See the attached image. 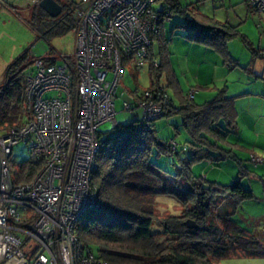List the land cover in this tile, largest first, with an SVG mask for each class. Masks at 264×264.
Returning a JSON list of instances; mask_svg holds the SVG:
<instances>
[{
  "label": "trees",
  "instance_id": "1",
  "mask_svg": "<svg viewBox=\"0 0 264 264\" xmlns=\"http://www.w3.org/2000/svg\"><path fill=\"white\" fill-rule=\"evenodd\" d=\"M55 1L61 6V13L55 18L35 3L29 10V25L46 41L65 35L76 27L77 2ZM166 1L172 17L192 14L191 18L175 24L188 30V39L211 47L222 54L227 64L234 65L225 46L234 35L232 31L219 23L202 20L194 6L184 7L179 1ZM247 6L253 11L248 3ZM165 23L160 22L157 31L151 35L145 63L150 77L146 89L155 86L167 92L166 86L159 82L161 70L166 65L158 61L160 54L155 52L156 48L162 47L160 38ZM35 59L27 50L5 69L0 83V130L25 122L27 107L23 73ZM170 74L167 75L168 83ZM174 92H179L177 86ZM172 114L181 117V126L189 136L188 144L179 149L186 153L185 156L177 151L178 144L173 139L166 141L159 137L154 123L156 119L147 123L131 120L101 134L95 156L97 169L92 176L97 202L76 222L77 239L92 248L107 264H218L231 257L264 258V243L241 229L230 217L240 203L253 198L252 191L243 188L238 180L228 185L204 184L191 172L194 163L235 157L217 144L227 143L226 130H233L236 126L234 97L218 93L213 100L203 104L182 97L177 106L169 96L161 117ZM171 142L175 143L173 148ZM154 155L175 158L171 162L174 172L159 171L151 161ZM238 164L240 175L251 174ZM38 169L39 166L31 164L28 159L18 164L9 161L14 185L30 182ZM161 196L178 203V214L156 215V198ZM220 197L231 202V211H218ZM189 220L197 228L190 226Z\"/></svg>",
  "mask_w": 264,
  "mask_h": 264
},
{
  "label": "built area",
  "instance_id": "2",
  "mask_svg": "<svg viewBox=\"0 0 264 264\" xmlns=\"http://www.w3.org/2000/svg\"><path fill=\"white\" fill-rule=\"evenodd\" d=\"M247 3L264 14V0ZM171 17L166 0H78L72 60L36 58L27 66L25 122L0 136V264L12 257L23 264H107L75 234L76 222L97 202L92 176L99 127L118 125L114 100L123 64L138 69L151 35ZM131 98L121 110H140L132 116L140 123L159 118L169 103L155 86ZM192 99L190 92L185 100ZM19 144L39 169L30 182L14 185L9 161Z\"/></svg>",
  "mask_w": 264,
  "mask_h": 264
},
{
  "label": "rangeland",
  "instance_id": "3",
  "mask_svg": "<svg viewBox=\"0 0 264 264\" xmlns=\"http://www.w3.org/2000/svg\"><path fill=\"white\" fill-rule=\"evenodd\" d=\"M36 1L16 0V4L14 0H6L4 3L0 1V83L3 81L7 66L27 50L28 55L33 58L56 60L57 64L61 63L62 56L70 60L73 58L74 30L46 41L29 25V10ZM66 2L73 4L78 0H66ZM179 3L184 7L194 6L202 20L219 23L234 33L225 45L227 55L234 65L227 64L222 54L211 47L188 39L186 28L175 26L186 18H191L192 14L188 13L186 17L175 14L163 26V34L160 38L162 47L155 49L156 54H160L158 61L161 63L163 61L166 65L161 70L159 82L166 86L168 97L170 96L177 106L182 97L185 99L190 92H193V102L203 104L213 100L218 93L233 97L241 88L251 87L249 89L251 93L239 95L235 102L238 104L239 114L236 117L238 121L236 124L239 130H226L228 132L227 143L217 142L232 156L235 155V159L197 162L191 165V172L204 184L213 182L228 185L238 180L243 188L251 190L253 198L240 203L230 217L241 229L257 236L264 243V99L254 95L257 94L255 89L261 87V84L264 91V76L260 74L264 69V14L248 10L245 0H179ZM17 4L21 14L10 10ZM198 68L201 74L199 82L194 78ZM168 73H171L170 83L167 79ZM149 84V71L145 62L138 69L127 61L124 62L123 77L114 100L117 112L115 120L118 124L131 122L134 113L141 114L140 110L132 113L121 110V107L125 101L133 102L131 98L133 90L141 93L149 87ZM176 86L179 92H174ZM192 86L196 89L190 88ZM252 94L254 97H251ZM246 116L252 117L254 130L245 123ZM154 123L160 138L166 141L173 139L178 144L177 151L182 145L188 144L189 136L181 126V117L178 114H172L169 117L160 116ZM5 130H0V136ZM99 130L104 135L112 130V124L104 123ZM240 135L244 141H237L243 146L242 150L230 146V144L237 143L236 138ZM182 154L186 155V153ZM28 156L27 147L19 144L13 149L10 161L18 164L22 160H27ZM173 160L175 158L171 159L164 155H154L151 158L159 171L169 173L174 172L171 165ZM238 163L243 165V171L251 174L240 175L241 170ZM219 205L218 211L232 210L231 202L224 197L219 198ZM155 207L157 216L179 212L178 203L166 196L157 197ZM154 230L157 231L156 228ZM218 264H264V258L231 257Z\"/></svg>",
  "mask_w": 264,
  "mask_h": 264
},
{
  "label": "crops",
  "instance_id": "4",
  "mask_svg": "<svg viewBox=\"0 0 264 264\" xmlns=\"http://www.w3.org/2000/svg\"><path fill=\"white\" fill-rule=\"evenodd\" d=\"M0 1H2V3H4V2H6V0H0ZM9 1V0H8ZM40 1V0H39ZM38 0L36 1V3L35 4H38V2H39ZM14 2H15V4L17 3L16 2V0H14ZM17 6V7H16ZM9 8V7H8ZM18 4L17 5H14V8H11L10 10H13V12H17V13H19V14H21V12L18 10ZM169 61H171L170 59H169ZM199 68H200V66H199ZM198 68V71H196V75H195V77L194 78H196V80L199 82V79H200V77H201V74H200V69ZM5 72V71H4ZM262 76H264V69H262L261 70V73H260ZM190 88H192V89H194L195 88V86H192V87H190ZM251 87H244V88H241V90L236 94H234V107H235V110L237 111V114H239L238 113V107H237V105L238 104H235V102L237 101V97L239 96V95H242V94H244V93H251V92H249ZM196 89V88H195ZM255 91H256V93L257 94H254L255 96H257V97H259V98H262V99H264V91H263V86H262V84H261V87H257L256 89H255ZM199 94V93H198ZM254 95L252 94V96L251 97H254ZM194 98H195V96H194ZM236 98V99H235ZM260 102V101H259ZM258 102V103H259ZM237 123H238V121H236ZM245 123H247V126L248 127H250V128H252L253 129V124H254V121H253V119H252V117L251 116H246V118H245ZM256 125V124H255ZM254 125V126H255ZM234 129H238V126H237V124H236V126H235V128ZM239 130V129H238ZM254 130V129H253ZM239 132V131H238ZM237 140H242V141H244V139L241 137V135H240V137L239 138H236V142L237 143H235V144H230V146H234L236 149H238V150H242L243 148V146L240 144V142L239 141H237ZM259 235H263V234H259Z\"/></svg>",
  "mask_w": 264,
  "mask_h": 264
},
{
  "label": "water",
  "instance_id": "5",
  "mask_svg": "<svg viewBox=\"0 0 264 264\" xmlns=\"http://www.w3.org/2000/svg\"><path fill=\"white\" fill-rule=\"evenodd\" d=\"M38 6L47 13L50 17L55 18L61 13V6L55 0H40L38 2ZM188 224L197 228V225L192 221L189 220ZM25 261L21 259L17 261L14 257H12L8 262L5 264H23Z\"/></svg>",
  "mask_w": 264,
  "mask_h": 264
}]
</instances>
